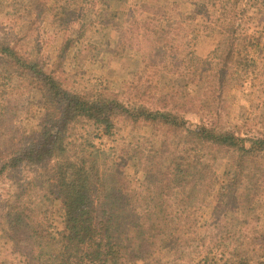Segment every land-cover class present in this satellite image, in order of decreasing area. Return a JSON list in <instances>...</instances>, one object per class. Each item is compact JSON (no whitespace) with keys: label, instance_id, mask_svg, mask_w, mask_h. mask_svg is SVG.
Here are the masks:
<instances>
[{"label":"trees","instance_id":"1","mask_svg":"<svg viewBox=\"0 0 264 264\" xmlns=\"http://www.w3.org/2000/svg\"><path fill=\"white\" fill-rule=\"evenodd\" d=\"M248 1L240 13H233V21L225 25L217 43L214 78L219 93L232 62L246 79L263 74L264 0ZM24 2L29 18L50 17L55 35H73V27L84 17L83 9H79L82 0H65L64 4L49 0ZM151 5L146 3L141 13L135 1V17L139 19L123 28L121 35L133 27L139 33V23H145L142 36L150 48L146 63L153 67L164 57L162 62L170 59L174 67L177 43L194 42L201 24L180 20L176 1L167 3L168 7L159 6H165L157 11L162 17L158 23L153 22L148 15L156 7ZM162 18L171 20L162 27L164 39L158 38L161 33L156 31ZM88 26L92 23L84 28ZM181 29L179 39L169 41L167 35ZM29 37L14 41L0 30V196L11 198L7 244H26L24 256L31 264L190 263L186 258L188 248L202 254L196 264H264V232L253 227L259 220V204L264 197V136L248 139L218 116L209 129L202 130L185 127L158 109L127 103L106 91L81 95L56 74L52 65L47 68L50 59L41 62L34 58L31 47L25 45L31 42ZM176 68L184 76L179 89L182 95L165 99L173 101L172 111L199 115L205 104L195 99L189 87L199 86L204 74L194 66ZM20 89L28 94L38 90L44 96V122L26 141L14 145L12 139L11 146H7L1 139L3 127L18 111L30 112L33 105L29 99L21 102L16 97L12 103L4 97ZM120 121L133 126L131 133L108 149L99 147L91 137L93 131L105 137L120 136L116 127ZM140 124L166 129L162 140L166 155L137 141L132 133ZM214 151L230 156L232 173L227 185H218L215 163L208 159ZM128 160L141 163L146 170L136 186L125 171ZM14 186L16 191H10ZM214 196L217 203L206 219L204 209ZM56 204L69 214L64 219L66 232L60 250L51 256L44 250L56 242L47 222ZM38 205L45 207L43 217L36 214ZM233 218L245 224L232 222ZM152 235L161 237L163 250L177 244L174 250H180L178 255L168 260L156 257L148 248ZM255 252L256 258L251 255Z\"/></svg>","mask_w":264,"mask_h":264},{"label":"rangeland","instance_id":"2","mask_svg":"<svg viewBox=\"0 0 264 264\" xmlns=\"http://www.w3.org/2000/svg\"><path fill=\"white\" fill-rule=\"evenodd\" d=\"M24 1L0 0V30L9 33L14 41L30 36L28 40L31 42L25 45L31 47L34 58L41 62L50 59L47 68L50 69L52 65L56 74L70 87L80 91L81 95L106 91V93L118 95L127 103L158 109L185 127L191 126L202 130L209 129L210 123L215 116H218L220 121L222 120L230 128H236L238 134L248 139L264 136V69L261 70L263 74H255L246 79L239 67L232 62L227 70L222 93H219V84L214 78L215 65L218 62L216 48L221 39V33L225 25H230V21H233V13H240L241 9L249 3L248 0H154L152 2L135 0L142 8L141 13L146 3H152L156 7L148 15L152 17L153 22L158 23L157 19L162 17L157 11L163 10L165 6L163 8L159 6L176 1L180 20L201 24L194 42L177 43L176 55L172 60L180 69L194 66L204 74L199 86L189 87L195 99H200L199 101L205 104L199 115L171 110L173 101L165 97L173 96V94L182 95L179 89L184 83V76L181 71L179 73L176 65L170 66V59L164 64L162 62L164 57L159 58L156 66H148L145 60L150 48L147 40L142 36L145 23H139V27H142L139 33H135L133 31L135 27H133L127 29L125 35H121L124 34L123 28H129L134 20L139 19L135 17L134 0H82L79 9H83L81 15L84 17L73 27V35L61 33L55 35L54 27L47 15L39 18L35 15L29 18L27 3ZM49 1L65 3V0ZM168 11H170L169 8ZM94 20L97 22H92ZM101 21L105 22L103 26L100 25ZM170 21L161 19V26L156 30L159 34L161 33L158 38L164 39L166 32L162 30V27L169 25ZM87 23H92V26L84 28ZM182 33L181 29L174 34L169 33L167 37L169 41L175 43ZM69 39L74 40V43ZM165 65L168 68H165ZM4 97H8L12 103H15L16 97L21 102L29 99L33 103L30 112L18 111L12 122L5 125L1 131L4 144L11 146V141L14 139L13 143L17 145L19 141H26L42 126L46 99L40 91L34 90L28 94L26 89L8 92V96ZM116 127L120 130L119 135L122 137H105L98 130H94L91 137L99 147L108 149L117 144V140L122 138L124 140L131 133L133 126L120 121ZM134 127L132 134L137 137L138 142L166 155L167 149L162 141L166 129L161 125L148 127L140 124ZM117 134L118 132L115 131V135ZM208 159L215 163L218 185H227L232 173L229 154L214 151L209 153ZM125 171L131 183L136 186L144 178L146 170L141 163L128 160ZM16 187L14 186L10 191L15 192ZM217 199L214 196L210 206L204 209L206 219L216 205ZM10 201L9 195L0 196V264H31L28 257L24 256L27 253L26 244L12 246L5 242L8 227L7 210ZM259 205V220L253 227L257 228L258 232H264V197L261 198ZM44 210V206L38 205L36 214L43 217ZM68 214V210L58 204L50 209L47 222L49 229L56 236V242L44 250L46 254L54 256L60 250L61 240L66 232L64 219ZM233 221L242 226L245 224L242 219L233 218ZM160 241V236L152 235L148 238V248L156 257L168 260L180 252V250L175 252L179 247L177 244L161 249ZM190 241L194 243L196 240L190 239ZM187 251L186 258L191 260L190 263L180 262V264L198 263L202 254L195 252L192 248H188ZM255 253L251 254L254 258L258 257L257 253L254 256ZM261 259L264 260V258ZM130 264H147V262L139 261Z\"/></svg>","mask_w":264,"mask_h":264}]
</instances>
